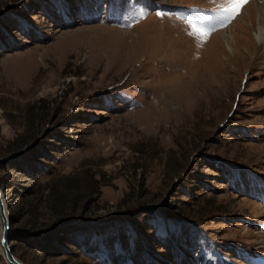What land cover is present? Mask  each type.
Returning <instances> with one entry per match:
<instances>
[{"label": "rangeland", "instance_id": "1", "mask_svg": "<svg viewBox=\"0 0 264 264\" xmlns=\"http://www.w3.org/2000/svg\"><path fill=\"white\" fill-rule=\"evenodd\" d=\"M261 3L0 0L18 260L264 264V47L242 32Z\"/></svg>", "mask_w": 264, "mask_h": 264}, {"label": "bare ground", "instance_id": "2", "mask_svg": "<svg viewBox=\"0 0 264 264\" xmlns=\"http://www.w3.org/2000/svg\"><path fill=\"white\" fill-rule=\"evenodd\" d=\"M260 1H262V3L260 4V5H256V6H251L249 9H247L246 10V12H245V15L247 14V15H249V13H250V10L252 9H255V11H258V16H259V20H258V25L256 26V24H255V22H254V19H252L251 18V20H250V26H249V28L248 27H246V28H243L242 29V32H244L247 36H249V38H252L251 36H250V32H253L254 33V36H255V39L257 40V43L259 44H254V42L252 41V44H251V46L254 48V51H250L249 52V50H248V53H247V56L249 57V56H251L252 57V55L254 56V58L259 54V53H261V51H262V49H263V47H264V0H260ZM259 3V2H258ZM257 14V13H256ZM244 16V15H243ZM251 16V15H250ZM242 17V16H241ZM251 17H253V16H251ZM243 34V33H242ZM218 35H223V36H225V41H227V44H228V46H230V47H232V42L234 41V40H232L231 38H230V36H228V33L226 32V31H224V32H222V33H219ZM218 37V36H217ZM245 38L246 37H244V38H240V37H235V42H237L238 43V41L239 42H244V40H245ZM238 39V40H237ZM253 40V39H252ZM242 44H244V43H242ZM254 44V45H253ZM260 44H262L261 46H260ZM234 46V45H233ZM245 46V45H244ZM243 46V47H244ZM257 46V47H256ZM249 54V55H248ZM5 204L7 205V203H6V201H5ZM0 254H2V252L0 251Z\"/></svg>", "mask_w": 264, "mask_h": 264}, {"label": "water", "instance_id": "3", "mask_svg": "<svg viewBox=\"0 0 264 264\" xmlns=\"http://www.w3.org/2000/svg\"><path fill=\"white\" fill-rule=\"evenodd\" d=\"M5 201V196L0 184V251L2 252L1 255L5 257L7 264H24L15 257L13 247L11 246L13 235L11 227L12 215L9 211L8 206L5 204Z\"/></svg>", "mask_w": 264, "mask_h": 264}, {"label": "snow or ice", "instance_id": "4", "mask_svg": "<svg viewBox=\"0 0 264 264\" xmlns=\"http://www.w3.org/2000/svg\"><path fill=\"white\" fill-rule=\"evenodd\" d=\"M226 6L220 10L221 17H226L229 20L234 19L240 14L241 9L248 3V0H225ZM159 15V14H158ZM201 36L210 35L207 31H201Z\"/></svg>", "mask_w": 264, "mask_h": 264}]
</instances>
